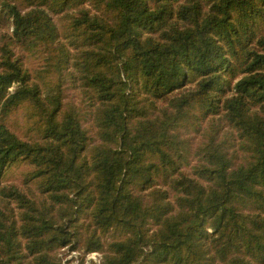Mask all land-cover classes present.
Listing matches in <instances>:
<instances>
[{"label":"trees","instance_id":"1","mask_svg":"<svg viewBox=\"0 0 264 264\" xmlns=\"http://www.w3.org/2000/svg\"><path fill=\"white\" fill-rule=\"evenodd\" d=\"M93 253L264 264V0H0V264Z\"/></svg>","mask_w":264,"mask_h":264},{"label":"rangeland","instance_id":"2","mask_svg":"<svg viewBox=\"0 0 264 264\" xmlns=\"http://www.w3.org/2000/svg\"><path fill=\"white\" fill-rule=\"evenodd\" d=\"M69 93H70V96L73 95L72 92H69ZM99 254L100 253H93V254L88 255L86 264H90L92 260H94V261H98L99 260V262H100L101 254L100 255ZM73 256L77 257L78 254L77 253H73ZM68 258L70 259V257H68ZM72 264H78V260L73 261Z\"/></svg>","mask_w":264,"mask_h":264},{"label":"built area","instance_id":"3","mask_svg":"<svg viewBox=\"0 0 264 264\" xmlns=\"http://www.w3.org/2000/svg\"><path fill=\"white\" fill-rule=\"evenodd\" d=\"M99 255H100V254H99ZM96 262H97V263H100V262H99V260H98V261H96Z\"/></svg>","mask_w":264,"mask_h":264}]
</instances>
